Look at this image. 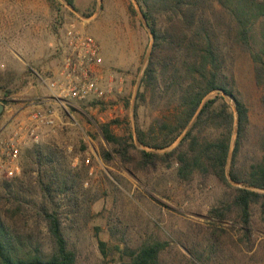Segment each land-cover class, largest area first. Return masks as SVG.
Returning <instances> with one entry per match:
<instances>
[{"label": "rangeland", "instance_id": "rangeland-1", "mask_svg": "<svg viewBox=\"0 0 264 264\" xmlns=\"http://www.w3.org/2000/svg\"><path fill=\"white\" fill-rule=\"evenodd\" d=\"M70 24L98 44L101 62L96 73L110 92L103 100L65 105V112L51 100L39 77L56 71L59 38ZM215 27L217 44L224 50L222 72L233 79L232 89L248 109V125L236 156V167L243 171L262 157L264 83H256L251 52L261 50L264 27L254 25L249 45L238 40L227 14L217 16ZM152 42L136 0H0V103L4 105L0 164L6 140L27 123L35 110L32 105L52 103L55 110L54 128L42 127L38 143L28 139L19 147V174L7 177L0 170V206L8 207L7 200L16 196L25 199V232L33 235L42 254L53 252L46 225L36 215L43 203L36 182L40 175V180L49 181L35 165L33 150H41L56 156L58 172L71 187L61 191L52 186L47 206L57 212L76 264L117 263L119 250L126 246L137 249L156 241L167 243L159 264H189L188 247L201 257L196 264H264V213L259 203L250 206L247 229L234 213L229 218L235 220L225 222L210 215L212 209L231 202L235 188L243 185L229 181L227 186L199 173L183 181L173 160L155 168H136L139 154L131 144L144 149L136 140V129L145 131L154 118L170 121L175 111L170 93L160 91L152 97L146 92L144 99L138 94L143 93L140 79ZM216 96L234 110L233 101L222 92H212L204 100ZM103 124L127 146L129 162H120L112 153L113 145L100 133ZM216 133L206 132L207 136ZM181 136L156 152L171 151ZM235 138L236 122L230 150ZM106 152L111 158L104 157Z\"/></svg>", "mask_w": 264, "mask_h": 264}, {"label": "trees", "instance_id": "trees-1", "mask_svg": "<svg viewBox=\"0 0 264 264\" xmlns=\"http://www.w3.org/2000/svg\"><path fill=\"white\" fill-rule=\"evenodd\" d=\"M229 1L226 5L222 0H136L153 39L140 79L143 93L138 91V94L144 99L146 92L152 97L160 91L170 93V104L175 105V111L170 121L154 118L145 131L137 128L136 140L144 149L139 150L134 144L131 147L139 154L136 168H155L158 163L173 160L177 165V177L183 181L199 173L212 175L227 186L229 181L243 185L235 188L231 202L212 209L210 215L218 222H225L235 220L229 218L234 213L247 229L251 205L259 203L264 213V193L253 190L264 191V137L261 159L240 171L236 167V156L248 125V109L233 91V79L228 80L222 72L224 50L217 44L215 21L218 15L227 14L237 28L238 40L249 45L254 25L261 23L264 27V0ZM262 37L261 50L251 52L258 85L264 83V32ZM215 91L228 96L234 110L221 96L204 100ZM235 122L236 138L230 150ZM99 129L103 139L113 145L112 153L119 161L129 162L127 146L124 147L121 138L111 133L108 124ZM207 131L217 133L207 136ZM180 136L178 145L171 151L162 155L156 152L168 148ZM33 153L38 171L49 176L47 183L40 180L41 175L36 182L43 202L36 215L44 221L54 250L51 254H42L33 244V235L25 232L28 220L22 215L23 205H26L22 202L26 200L16 196L7 200L8 207L0 206V264H76V254L67 248L57 212L47 206L52 186L56 185L54 190L61 191L71 187L66 178L60 176L54 154L41 150H33ZM110 156L108 152L104 154L107 159ZM19 217H22L21 221ZM100 246L104 243L100 242ZM166 246V242L160 241L137 249L126 246L119 250L117 263L104 264H159ZM26 248L30 251L25 252ZM188 251L189 264L201 261L193 248L188 247Z\"/></svg>", "mask_w": 264, "mask_h": 264}, {"label": "built area", "instance_id": "built-area-1", "mask_svg": "<svg viewBox=\"0 0 264 264\" xmlns=\"http://www.w3.org/2000/svg\"><path fill=\"white\" fill-rule=\"evenodd\" d=\"M59 64L50 77L40 82L49 90L51 100L68 112L67 106L82 103L90 99L103 100L110 92L102 86L101 77L96 73L100 64L98 44L77 26L70 24L59 38ZM37 109V110H36ZM29 115L27 123L14 129L6 140L2 152L0 170L7 177L19 174V147L30 139L39 142V130L42 127L54 128L55 120L52 103L38 106Z\"/></svg>", "mask_w": 264, "mask_h": 264}, {"label": "water", "instance_id": "water-1", "mask_svg": "<svg viewBox=\"0 0 264 264\" xmlns=\"http://www.w3.org/2000/svg\"><path fill=\"white\" fill-rule=\"evenodd\" d=\"M3 109H4V105L2 103H0V115L3 111ZM36 264H48V263H36Z\"/></svg>", "mask_w": 264, "mask_h": 264}, {"label": "crops", "instance_id": "crops-1", "mask_svg": "<svg viewBox=\"0 0 264 264\" xmlns=\"http://www.w3.org/2000/svg\"><path fill=\"white\" fill-rule=\"evenodd\" d=\"M39 105H32L31 107H33L34 109H36Z\"/></svg>", "mask_w": 264, "mask_h": 264}]
</instances>
